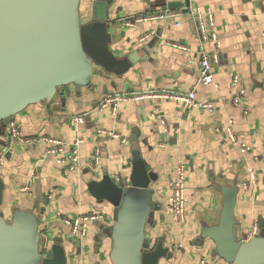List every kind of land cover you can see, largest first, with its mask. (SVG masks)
I'll use <instances>...</instances> for the list:
<instances>
[{
  "label": "crops",
  "instance_id": "obj_1",
  "mask_svg": "<svg viewBox=\"0 0 264 264\" xmlns=\"http://www.w3.org/2000/svg\"><path fill=\"white\" fill-rule=\"evenodd\" d=\"M94 1H80L82 19L91 18ZM173 1L179 5L168 7ZM196 7L211 11L219 47L212 41L201 44L189 11ZM166 9L180 15L125 25L134 16ZM109 14L114 35L109 48L117 59L137 53L136 61L129 59L123 73H106L97 66L91 86L75 90L70 85L64 97L57 94L50 102L29 105L16 115L25 138L61 140L66 152L81 138L79 162L73 169L59 164L44 141L0 148L4 185L0 209L6 218L14 209L39 217L41 238L48 247L53 242L64 247L66 264H111L105 229L112 224L114 208L91 196L87 184L106 174L125 181L132 170L135 144L157 174L150 185L156 209L149 237L162 241L172 253L160 264L218 262L222 259L213 254V241L201 237V228L218 221L221 186L238 189L235 218L241 231L255 219L264 228V0H113ZM201 49L211 58L214 83L198 84L196 99L208 103L211 110L158 97L126 98L114 114L110 107H99L105 96L113 94L190 91L200 73ZM238 94L239 102L234 104ZM81 114L86 115L84 124L74 125L72 117ZM230 120L239 142L249 145L247 153H240L238 143L226 137ZM98 130L116 132L127 141ZM2 139L8 142L5 136ZM96 148L100 155L94 166L90 159ZM179 165L186 172L185 218L180 223L173 220L169 207ZM250 169L257 177L254 184ZM91 213L102 219L90 222L84 236L73 235L64 223L65 217Z\"/></svg>",
  "mask_w": 264,
  "mask_h": 264
},
{
  "label": "water",
  "instance_id": "obj_2",
  "mask_svg": "<svg viewBox=\"0 0 264 264\" xmlns=\"http://www.w3.org/2000/svg\"><path fill=\"white\" fill-rule=\"evenodd\" d=\"M81 0H0V148L6 126L27 106L50 102L91 86L96 67L106 73H123L137 53L117 59L109 44V10L113 0H95L90 19L80 16ZM179 4L168 3V7ZM187 1L185 6L187 7ZM186 11L187 9H183ZM132 170L122 182L108 174L90 181L88 192L113 206L112 224L105 229L110 240L111 264H160L172 253L160 240L149 237L156 209L151 182L157 174L132 145ZM3 181L0 178V205ZM223 199L216 224L203 226L201 237L213 241V254L226 264H264V228L247 238L235 218L238 189L220 187ZM40 218L14 209L6 221L0 209V264H66L64 247L39 233Z\"/></svg>",
  "mask_w": 264,
  "mask_h": 264
},
{
  "label": "built area",
  "instance_id": "obj_3",
  "mask_svg": "<svg viewBox=\"0 0 264 264\" xmlns=\"http://www.w3.org/2000/svg\"><path fill=\"white\" fill-rule=\"evenodd\" d=\"M191 16L196 24L197 34L199 36V40L201 44L207 42H214L217 47H219V42L216 33L213 31V18L211 11L208 10H201L200 8H189ZM180 15L179 12L174 10H163L157 13H145L143 15L134 16L127 21H125V25L132 26L136 23L149 21V20H156V19H164V18H176ZM176 24L179 25L178 20ZM181 48H185L180 46ZM215 56V55H214ZM216 58V57H214ZM238 77L235 76L233 78V82H237ZM214 83V77L212 72V65H211V58L206 50L201 49L200 51V73L197 78V81L194 86H192L190 91L187 92H179V91H162L160 93H154L152 91L148 93L139 94H113L109 96H105L99 104L101 109L110 107V111L114 114L117 110V104L126 99V98H135L139 99L142 97H158L163 99H173L179 101L186 106L193 107V108H203L211 110V106L206 102H200L196 99V86L198 84L208 85ZM240 94L243 93L241 89L239 91ZM240 96L239 94L233 98V103L237 104L239 102ZM85 114L75 115L72 117V123L74 125H81L85 122ZM99 133H102L111 138H120L123 142H126L127 139L122 137L120 134L113 132V131H105V130H98ZM225 135L229 141L232 143H238L240 153L244 154L249 151V145L244 142H239L237 134L235 132V128L233 125V121L230 120L229 124L225 129ZM5 137L8 139L7 141L9 144H23L29 145L35 142H45L48 144L47 152L56 155L57 162L61 165L65 164L68 168L73 169L79 162V145L81 143V138H77L69 151L66 152V144L61 140L52 138V137H38V138H25L20 132L18 124L14 121L10 122L6 126L5 130ZM99 155L100 150L96 148L94 150L93 156L90 159V164L97 166L99 163ZM250 182L256 183L257 177L253 169H250ZM185 185H186V172L183 165H179L176 169L175 178L171 184V193L169 196V207L170 213L172 218L175 222H183L185 218ZM243 188L245 190L248 189V185L244 184ZM102 219V217L97 213L91 214H84L74 217H65L64 223L67 225L73 235L84 236L87 231L90 222H94L97 220ZM260 227L259 221L257 219L253 220L250 227L246 230L247 238L256 236L259 234ZM197 264H226L223 260H220L215 263H211L206 259H200Z\"/></svg>",
  "mask_w": 264,
  "mask_h": 264
},
{
  "label": "rangeland",
  "instance_id": "obj_4",
  "mask_svg": "<svg viewBox=\"0 0 264 264\" xmlns=\"http://www.w3.org/2000/svg\"><path fill=\"white\" fill-rule=\"evenodd\" d=\"M6 221H8V218H6Z\"/></svg>",
  "mask_w": 264,
  "mask_h": 264
}]
</instances>
